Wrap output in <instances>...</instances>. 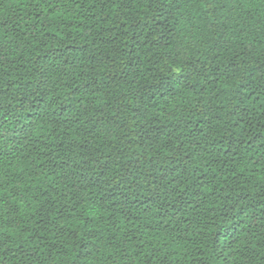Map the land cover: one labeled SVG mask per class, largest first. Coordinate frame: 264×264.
<instances>
[{
    "label": "trees",
    "instance_id": "16d2710c",
    "mask_svg": "<svg viewBox=\"0 0 264 264\" xmlns=\"http://www.w3.org/2000/svg\"><path fill=\"white\" fill-rule=\"evenodd\" d=\"M0 264H264V0H0Z\"/></svg>",
    "mask_w": 264,
    "mask_h": 264
}]
</instances>
